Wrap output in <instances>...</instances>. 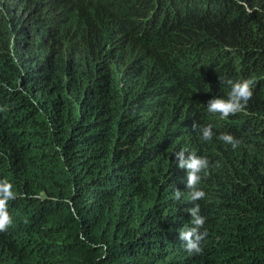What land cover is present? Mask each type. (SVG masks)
Instances as JSON below:
<instances>
[{"label": "trees", "instance_id": "1", "mask_svg": "<svg viewBox=\"0 0 264 264\" xmlns=\"http://www.w3.org/2000/svg\"><path fill=\"white\" fill-rule=\"evenodd\" d=\"M245 2L262 11L0 0V179L17 193L0 264H264V0ZM225 77L256 83L221 118L206 107ZM180 149L210 162L200 253L179 239L193 206Z\"/></svg>", "mask_w": 264, "mask_h": 264}, {"label": "clouds", "instance_id": "2", "mask_svg": "<svg viewBox=\"0 0 264 264\" xmlns=\"http://www.w3.org/2000/svg\"><path fill=\"white\" fill-rule=\"evenodd\" d=\"M244 9L251 14L254 10L262 11L259 8L253 9L248 6L245 0H236ZM220 79V78H219ZM220 83L229 88L226 97H213L207 102V111L212 114H219L221 118H227L237 113L244 112L247 108L249 100L253 96V88L256 83L254 78L232 79L225 77L220 79ZM197 127L194 123L193 128ZM202 139L205 141L211 140L214 133L212 126L207 125L200 128ZM219 139L226 144H230L235 149L240 141L232 134L223 133ZM178 167L185 169L187 173L186 187L189 190L190 201L193 206L186 209L191 216L190 226L183 227L179 231V239L183 243V247L188 253H200L202 251L201 242L207 237V230L201 231L205 224V217L200 215V205L196 201L205 198L206 193L198 187L203 177H206L209 172L210 162L204 157L198 155L195 151L180 149L175 152ZM173 195L179 201L183 192L179 189L173 191ZM17 193L13 190V184L8 179H0V232L6 231L13 223L12 215L8 210V202L15 200ZM80 238L85 239L83 234ZM93 247H99L106 250V245L95 244Z\"/></svg>", "mask_w": 264, "mask_h": 264}]
</instances>
